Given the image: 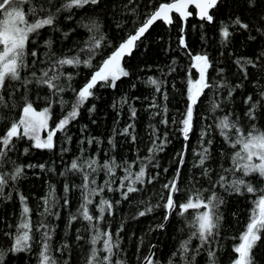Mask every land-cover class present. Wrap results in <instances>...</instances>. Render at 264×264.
<instances>
[{"label": "snow or ice", "instance_id": "snow-or-ice-1", "mask_svg": "<svg viewBox=\"0 0 264 264\" xmlns=\"http://www.w3.org/2000/svg\"><path fill=\"white\" fill-rule=\"evenodd\" d=\"M104 0H0V124L4 125V131L0 134V165L5 163L8 154L17 151V143L28 142V146L23 148V155H29L32 149L53 151L57 147L60 137L58 133H64V140L71 143V136L68 135V126L78 119L81 109L84 108L90 99L95 97V90L98 86L117 87V81L128 77L130 72L123 66L122 61L126 56H130L133 50L146 39V33L157 21H163L168 25L174 23L173 13L177 14L182 22L180 29L181 35L179 45L188 50L183 35L185 25L193 12L190 7L196 10L197 18L209 24L215 21L216 11L223 5L224 0H172V2L160 3L158 8L149 13L143 22L126 39H122L117 47L105 58L97 62V57L101 55V49L110 46L106 34L102 32L103 25L98 19H90L88 24L82 25L90 33L83 47L78 50H69L72 54L57 56L53 50L51 36L42 40V33L45 29L59 31L58 21L63 13H69L66 19L72 18L73 10L85 9L87 7H102ZM250 11H255L258 7L264 8V0H244ZM31 5V6H30ZM259 19L264 21V14ZM135 23V22H133ZM203 26V25H201ZM120 28L122 25L117 24ZM231 28H239L250 31V25L244 22L240 16L230 18L229 22H221L220 35L222 43L225 45L230 42L233 36ZM67 38L69 33H63ZM249 39H255L249 36ZM42 40V43H41ZM187 54L193 63L191 67L198 73V77L193 79L189 74L186 90V108L179 120V132L184 141L190 140V134L194 131V120L197 106L201 103V97L206 95V90L227 89V99H232L233 93L237 88H242L243 84L230 86L227 81L213 82L208 70L213 67V62L209 55L205 53L193 55L190 51ZM264 56V53L261 54ZM46 57L47 60L41 57ZM256 61L251 58L238 57L234 63L237 65L244 80L249 78L248 66L257 67ZM175 61H173V64ZM89 69L90 74L85 78L82 86H75V79L82 75L76 69ZM173 67L171 71H175ZM223 69L219 70L223 73ZM148 83L155 86L156 92H161V83L149 77ZM254 88L259 91L255 95H248L244 104L247 106L242 116H238L234 111L216 117L215 124L209 125L200 133L197 141L198 150L193 149L194 162L192 168L200 169V176L207 179L211 184V191L207 188H190L187 199L179 202L177 197L184 192L181 186L182 169L186 164V154L189 145L186 143L179 157L176 170L170 180L161 187L167 192L160 194L161 205H146L144 210L138 212V217H144L152 213L155 208L163 207L165 215L163 220L167 222L173 213L185 219L186 227L190 230L187 238L181 240L176 252L171 254L168 264H176L175 258L179 255L182 264H195L196 257L201 253H206L207 264H221L218 254L219 236L224 221V215L220 211L226 204L224 195L217 188L227 195L252 194L253 207L250 210L248 222L244 230L239 234V243L234 244L229 255V264H257L254 249L258 247L260 241L264 240V125L259 121L264 120V85L257 81ZM20 93L19 96L16 94ZM72 93L71 99H65ZM165 100L168 99L166 92L162 93ZM41 102L42 105L41 106ZM123 103H127L126 100ZM57 107L59 113L57 114ZM113 107H116L114 104ZM150 107H159L153 103ZM19 109L14 119H10L7 113ZM4 110H7L5 112ZM89 113L95 112L93 104L87 109ZM217 110L224 111L222 105L213 101L210 111L215 113ZM167 113V107L163 108ZM159 114V113H157ZM137 110L130 107V120L135 121ZM207 119V117H203ZM248 123L245 125L244 120ZM168 119H162L161 123L167 125ZM95 123V121H93ZM172 123L176 124L175 118ZM152 127V126H150ZM219 134L223 145L217 153L213 152V145L216 143L212 128ZM135 123H128L122 130L117 132L113 129V136L109 138L108 144L113 151L117 147L116 135L130 138L132 143L137 141ZM158 129L153 128V134ZM46 133V135H45ZM164 139L159 135L151 140V147L148 148L150 155L146 157L137 156L134 160L124 159L118 161L115 156L100 161L98 154L84 159L80 157L73 159L66 171L71 173H81L82 183L72 185L78 187L81 192V203L77 209V214L69 218V224L82 218L88 222L89 229L93 232L89 240V255L85 264H127L126 260L119 258L121 253L119 233L123 226L114 234L110 231V224L106 228L101 227V223L107 222V217L114 215L115 208L121 201H128L134 193L143 192L145 185L153 184L160 173L150 174L151 168H159L156 161L157 153L163 151L164 146L169 142L167 133ZM159 141V142H158ZM85 141L81 140L83 144ZM88 145L99 144L98 138L87 140ZM61 153L68 151L61 147ZM84 150L81 149V152ZM107 155V154H106ZM229 162L225 167L223 160ZM219 165V171L212 167V163ZM14 168L11 173H0V197L4 195V189L9 181L16 182L25 175V169L38 167L41 171L45 170V164H16L11 161ZM137 169V170H133ZM117 170H122L123 175L118 178ZM168 168L163 172L167 173ZM101 172L107 177L102 184L97 183V175ZM213 174L216 180H212ZM65 175V173H61ZM196 180L195 176L187 177L188 183ZM198 183V181H196ZM113 185H116L114 188ZM71 187L65 184L64 191L68 193ZM210 194L205 197L204 192ZM107 192H119L121 199L111 200L106 198ZM99 197L94 202V198ZM11 196L9 194L8 199ZM22 205L20 219L15 226L14 232H4V235L12 240L10 248L5 251L0 248V264H4L9 253H31L33 248L39 246L37 256L38 264H68L67 260L61 261L53 255L54 251L63 252L68 248L67 244L53 249L52 239L55 229L48 219L55 217L59 219V214L52 209L58 204L55 190L51 189L46 197L43 198L44 208L39 213L43 219L34 223L31 218L32 209L27 204V197L19 194ZM141 203H144L141 201ZM69 200L64 198V205L67 206ZM93 206V210H90ZM190 210H195V214L187 216ZM9 227H11L9 225ZM164 223L156 225V229H163ZM150 229V230H156ZM43 230V231H42ZM36 233H40L37 238ZM115 235V239H114ZM83 239L77 235V240ZM198 241L193 245V241ZM101 245V247H97ZM151 248H155L152 245ZM143 258V264H160L155 252Z\"/></svg>", "mask_w": 264, "mask_h": 264}, {"label": "trees", "instance_id": "trees-1", "mask_svg": "<svg viewBox=\"0 0 264 264\" xmlns=\"http://www.w3.org/2000/svg\"><path fill=\"white\" fill-rule=\"evenodd\" d=\"M54 2L59 3V0H54ZM166 2H172V0H104L102 7L74 9L71 19L65 18L69 13L61 15L58 21L59 31L43 30L42 40L51 36L54 41L53 50L57 56L65 53L72 54L69 50L76 51L83 47L90 35L87 28L82 25L88 24L90 19H98L103 25L102 32L106 34L110 42V46L101 49V55L97 57L98 62L109 55L122 39H126L149 13L158 8L160 3ZM191 11L193 16L188 20L184 33L188 50L186 51L179 45L182 23L178 16H173L174 23L172 25L158 22L152 26L145 34L146 39L142 38V42H138L139 46L122 61L130 75L117 81L116 88L98 86L95 90V97L81 109L78 119L68 126V135L72 138L71 143L64 140V133H58L60 139L53 151L32 149L29 155L25 156L23 148L28 146V142L21 141L17 143V151L8 154L10 159L0 165V173L12 172L14 165L11 161L22 165L43 163L46 167L44 171L38 167L26 168L22 179L16 182L9 181L8 186L4 189V195L0 197V248L7 251L12 244V240L6 237L4 232H14L15 226L19 222L22 208L19 194L27 197V204L32 209L31 218L36 223L43 219L39 215L44 208L43 198L48 195L51 189H54L58 204L52 211L59 214V219L50 217L47 221L55 229L52 246L55 250L67 244L68 248L63 252L54 251L53 255L61 261L67 260L68 264H85L89 255V240L93 232L88 230V222L83 221L82 218L69 224L70 216L77 214L81 203L80 189L71 186H78L82 183L81 173L66 171L71 161L80 157L83 162L84 159L97 154L101 162L108 159L109 156H115L121 162L124 159L134 160L137 156L146 157L150 155L148 148L151 147V140L155 139L156 135L164 139L163 134L167 133L169 142L164 146L163 151L157 153L156 161H154V163L158 162L160 167H150L149 169L150 174L153 175L159 172V177L153 184L145 185L143 192L132 194L128 201L122 200L116 206L114 215L107 217V222H102L101 227L106 228L110 224L109 230L115 234L123 226V230L119 233L122 250L119 258L126 260L127 264H143V258L150 254L149 250L152 245H155L154 252L160 264H168L171 254L177 251L181 240L186 239L190 231L186 227L185 219L173 213L168 224L160 230L156 229V225L165 222L163 207L155 208L152 213L144 217H138V212L144 210L146 205L157 203L162 205L164 203L163 200H160V194L163 192L166 196L167 192L161 186L172 178L178 166L177 153L181 152L186 143L189 145V150L185 157L187 162L182 169L184 179L181 182L184 192L177 197L178 201L184 202L187 199L186 194L190 188H207L211 191V184L200 176V169L192 168L193 149L198 150L197 141L200 133L209 125L214 126L216 117L226 112L234 111L236 115L242 116L247 109L244 104L245 98L250 94L255 95L259 91L258 88H254V83L258 81L259 84L264 85V56L261 55L264 53V21L259 19L260 15L264 14V8L258 7L255 11H250L244 0H224L223 5L216 11L215 21L211 24L198 20L194 10L191 9ZM237 15L250 25V31L230 27L233 36L230 38V42L225 45L222 43L220 35L221 22L227 23L230 18ZM117 24L122 27L118 28ZM65 32L69 33L67 38L63 35ZM250 35L255 39H249ZM188 51L193 55L205 52L209 55L213 67L209 68L208 74L212 77L213 82L227 81L230 86L243 84V87L235 90L230 101L227 99V89L206 90V95L201 97L202 102L197 106L194 131L190 134V140L186 142L178 130V122L186 108L189 74L193 79L198 77L197 71L191 67L193 61L187 54ZM238 57L251 58L254 61L260 57L257 67L248 66L249 78L247 80L243 79L234 63ZM41 58L47 60L46 57L42 56ZM173 61H175L174 64ZM173 67L176 69L175 71H171ZM221 68L224 70L223 73L219 72ZM74 71L82 72V75L75 79V86L80 87L91 70L82 68ZM149 77L162 82L161 92H156L155 86L148 83ZM163 92L167 93V100L164 99ZM16 95L19 96L20 93ZM71 98L72 93L65 96V99ZM124 100L127 103H123ZM213 101L220 103L224 111L211 112ZM153 103L159 107H150ZM93 104L96 111L89 113L87 109ZM114 104L116 107H113ZM41 106H43L42 102ZM164 106L167 107V113L163 111ZM130 107L137 110L135 121L130 120ZM4 111L7 112V110ZM18 111L19 109H15L7 114L10 119H14ZM57 114H60L58 107ZM203 117H207V119ZM165 118L169 121L167 125L161 123V120ZM173 118L176 119V124L172 123ZM132 122L136 126L137 141L132 143L130 138L116 135L117 147L113 151L111 145L108 144L109 138L113 136V129L115 128L119 132ZM244 123L247 125L248 121L245 119ZM259 123L264 125V120ZM153 128L158 129V132L153 134ZM3 131L4 125L0 124V134ZM212 132L216 141L213 145V152L217 153L218 149L222 146L226 148V146L223 145L214 127ZM90 138H98L100 143L88 145L87 140ZM81 140L85 142L81 144ZM61 147L67 148L68 151L61 153ZM81 149L84 151L81 152ZM222 162L225 167L229 166L226 159ZM212 167L219 171L218 163L213 162ZM164 168H168L169 171L164 173ZM62 172L65 175H61ZM122 175L123 171L117 170V183L118 178ZM189 176L196 177V180L191 184L187 181ZM96 179L98 184H102L107 177L101 172ZM212 180H216L215 174H213ZM65 184L71 187V191L68 193L64 191ZM113 187L115 188L116 185ZM217 190L224 195L226 200V204L220 209L224 215V221L218 238L219 245H222V247H218V254L221 264H229L231 248L234 244L239 243L238 239H234V237L239 236L248 222L254 196L248 193L227 195L221 189L217 188ZM210 191L204 192V196L207 197ZM9 194L10 199H8ZM65 197L69 200L67 206L64 205ZM106 198L113 201L121 199L119 192H107ZM98 199L99 197L94 198V202ZM90 210L94 211L93 206H90ZM194 214L195 210H190L186 215L190 217ZM39 235L40 233H36L37 238ZM77 235L82 236L83 239L77 240ZM197 243L198 241H193V245ZM97 247H101V245H97ZM38 252L39 246L37 245L31 253H9L4 264H38ZM254 255L257 264H264V240L260 241L258 247L254 249ZM175 260L176 264H182L179 255ZM195 264H207L206 253L198 255Z\"/></svg>", "mask_w": 264, "mask_h": 264}, {"label": "water", "instance_id": "water-1", "mask_svg": "<svg viewBox=\"0 0 264 264\" xmlns=\"http://www.w3.org/2000/svg\"><path fill=\"white\" fill-rule=\"evenodd\" d=\"M191 9L194 10V12H195V16H196V10H195V8H194V7H190V8H189V11H191ZM172 15H173V16H174V15L177 16V14H175V13H173ZM190 18H192V17H190ZM190 18H189V19H190ZM196 18H197V16H196ZM197 19H198V18H197ZM198 20H199V19H198ZM158 22H163V21H162V20H161V21H157L156 23H158ZM187 22H188V21H187ZM156 23H155V24H156ZM163 23H164V22H163ZM181 23H182V22H181ZM155 24H154V25H155ZM164 24H166V23H164ZM154 25H153V26H154ZM167 25H168V24H167ZM186 25H187V23H186ZM186 25H185V30H186ZM151 27H152V26H151ZM149 30H150V29H149ZM185 30H184V33H185ZM184 33H183V35H184ZM184 37H185V36H184ZM170 218H171V217H170ZM169 221H170V219H169L167 222H164L165 226L168 224ZM160 230H161V229H160ZM151 251L154 252V248H152Z\"/></svg>", "mask_w": 264, "mask_h": 264}]
</instances>
